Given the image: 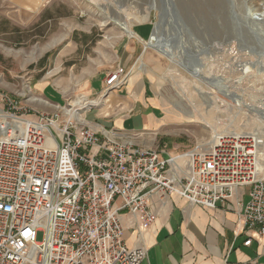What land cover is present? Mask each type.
Segmentation results:
<instances>
[{
	"label": "built area",
	"instance_id": "2783aa9c",
	"mask_svg": "<svg viewBox=\"0 0 264 264\" xmlns=\"http://www.w3.org/2000/svg\"><path fill=\"white\" fill-rule=\"evenodd\" d=\"M127 75L115 69L105 91L120 89ZM26 99L2 97L0 108V264H142L148 249L127 245L120 214L139 216V227L152 224L154 194L215 208L250 186L241 214L252 232L245 245L264 232L255 134L223 133L193 151L185 168L155 138L138 144L136 135L83 125L65 106Z\"/></svg>",
	"mask_w": 264,
	"mask_h": 264
},
{
	"label": "rangeland",
	"instance_id": "374dc122",
	"mask_svg": "<svg viewBox=\"0 0 264 264\" xmlns=\"http://www.w3.org/2000/svg\"><path fill=\"white\" fill-rule=\"evenodd\" d=\"M97 1L0 0V108L2 97L22 101L30 97L35 104L40 103L33 97H40L65 107L89 98L103 102L105 96L84 91L86 82L99 71L113 69L120 47L135 36L145 45L137 34L129 36L113 22H105L108 13L132 22L133 30L145 40L156 27L167 50L170 43L176 49L183 46L186 71L152 47L140 61L167 111L168 121L157 143L166 142L171 155H181V164L183 155L207 150L216 132L253 133L263 142V172L264 118L221 100L216 108L213 96L200 89L201 79L189 69L196 61V66L206 64L202 76L221 75L249 103L264 102V19L251 15L264 12V0ZM162 12L166 15L160 29ZM241 63H249L251 70L242 73L237 69ZM90 110L100 107L82 113ZM42 238L39 232L38 240Z\"/></svg>",
	"mask_w": 264,
	"mask_h": 264
},
{
	"label": "crops",
	"instance_id": "0c3cea01",
	"mask_svg": "<svg viewBox=\"0 0 264 264\" xmlns=\"http://www.w3.org/2000/svg\"><path fill=\"white\" fill-rule=\"evenodd\" d=\"M134 39L120 47L113 69L99 71L86 82V93L105 98L94 105L100 110L83 113V125L136 135L133 138L138 144L154 138L157 143L168 121L167 111L150 87L149 76L140 67L147 48L136 36ZM144 65L149 67L148 63ZM118 66L127 72V81L122 88L106 92L105 77ZM163 143L159 144L161 148L167 146ZM261 175L264 177V171ZM249 198L250 186L236 188L229 198L219 200L215 208L192 204L176 194H154L149 198L156 214L152 224L139 227V216L121 212L125 242L131 247L140 245L148 249L142 264H264V232L245 245L252 232L243 229L241 214Z\"/></svg>",
	"mask_w": 264,
	"mask_h": 264
},
{
	"label": "bare ground",
	"instance_id": "6f19581e",
	"mask_svg": "<svg viewBox=\"0 0 264 264\" xmlns=\"http://www.w3.org/2000/svg\"><path fill=\"white\" fill-rule=\"evenodd\" d=\"M91 2L95 3L98 2L97 0H90ZM102 12H104L102 10ZM105 13V12H104ZM106 19L105 22H113L114 24H116L117 26H119L121 29L124 30V32H126L129 36H135L136 32L133 30L132 28V22L123 19L122 17H118V16H113L111 14L106 13ZM254 17H258V19H264V12L260 13V12H253L251 14ZM253 19V17H252ZM255 20H258L256 18H254ZM258 20V21H259ZM144 41L145 44V48H155L159 53H161L162 55H164L166 58H168V60L174 64L177 65L180 70H185L187 69L186 63L183 60V51L182 49L180 50V47L182 48L183 46H180L178 49H176L171 43V49L167 50L163 47L161 40L157 37L156 33L154 32L149 38L148 40H145L144 38L142 39ZM182 40V39H181ZM173 41V39H172ZM232 40H229V45L232 43ZM152 44V45H151ZM151 45V46H149ZM155 50V51H156ZM145 57V56H144ZM144 63V62H143ZM193 64V68H190L189 71L190 73L195 76V77H199L201 79L200 82V89L205 92L208 93L209 95L213 96L212 102L214 103L213 105H215L216 108L218 107L217 101H222V103H229V106L231 107L232 105H234L235 107L241 109H246L247 112L252 111L255 112L256 114H259L261 117L264 118V102L261 101V104L259 105H254L249 103V101H246L245 98L243 97V95L237 94V92H235L234 90V86L231 85L230 83H228L223 76L221 75H212V76H206V75H201L203 74V69L207 68L206 64H200L198 66H196L198 64V62L196 61V63H192ZM239 68H237L238 70L240 69L242 73H248L251 70V66L249 65V63H241L238 65ZM206 74V73H205ZM228 99H230V101H227ZM32 101L34 102H38L40 104H44V105H50V103H48V101H46L45 99L42 98H38V97H33ZM101 99L98 100H83L80 102H76L75 105L72 108L70 107H63V110L69 114L73 115L72 117H75L79 120H81V118L83 119V113L84 109L83 108H90L91 106L94 105H98L100 104ZM233 102V104L231 103ZM74 103V102H73ZM221 103V102H220ZM205 120V119H204ZM207 122V121H206ZM226 131V130H225ZM223 133H227V132H216L214 134V137L212 139V143L216 141V139ZM235 133V132H233ZM256 135V134H255ZM257 136V140L260 143V146L258 148L259 151V157H261V145H262V139H260V137L258 135ZM214 144V143H213ZM212 144V145H213ZM211 145V146H212ZM192 154V152H191ZM190 154V155H191ZM190 155L186 154L183 155L182 158H184V162L182 161L181 164L178 162V159L180 158L181 155H173L174 160H175V164H179L181 166H185V161L187 160L188 156V161L190 160ZM188 164V162H187ZM260 166H262V162H260L259 160V172L260 171Z\"/></svg>",
	"mask_w": 264,
	"mask_h": 264
},
{
	"label": "water",
	"instance_id": "95a60500",
	"mask_svg": "<svg viewBox=\"0 0 264 264\" xmlns=\"http://www.w3.org/2000/svg\"><path fill=\"white\" fill-rule=\"evenodd\" d=\"M165 13H161L160 14V22L158 23V25H159V28L161 29V27H160V23H162V22H164L165 21ZM254 17V16H253ZM254 18H256V19H258V17H254ZM261 20V19H260ZM155 29H156V27H155ZM155 29L153 30V33L155 32ZM152 45V44H151ZM151 45H149V46H151Z\"/></svg>",
	"mask_w": 264,
	"mask_h": 264
}]
</instances>
